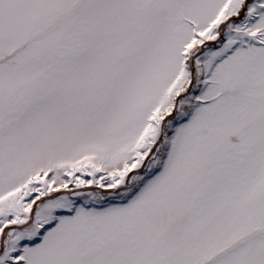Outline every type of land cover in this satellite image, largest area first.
<instances>
[{"label":"snow or ice","instance_id":"snow-or-ice-1","mask_svg":"<svg viewBox=\"0 0 264 264\" xmlns=\"http://www.w3.org/2000/svg\"><path fill=\"white\" fill-rule=\"evenodd\" d=\"M0 264H264V0H0Z\"/></svg>","mask_w":264,"mask_h":264}]
</instances>
